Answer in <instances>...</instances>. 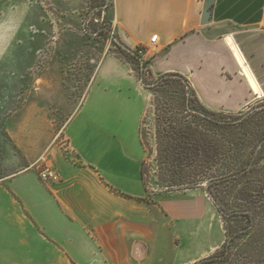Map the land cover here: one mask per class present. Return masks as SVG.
<instances>
[{"label": "crops", "instance_id": "1", "mask_svg": "<svg viewBox=\"0 0 264 264\" xmlns=\"http://www.w3.org/2000/svg\"><path fill=\"white\" fill-rule=\"evenodd\" d=\"M205 2L110 0L115 36L135 52L156 35L155 53L145 64L151 79L180 76L204 109L239 116L264 97V0H214L203 24ZM91 51L85 92L64 128L67 148L49 145L45 152L62 180L39 181L32 162L0 178V264H144L150 252L162 250L151 244L140 174L145 158L139 129L148 92L114 53L99 50L97 60ZM48 77L43 87L74 86L64 77ZM68 94L55 95L53 102L67 103ZM192 199L185 206L190 213L208 207ZM195 232L198 242L186 247L191 263L214 250L200 240L202 229Z\"/></svg>", "mask_w": 264, "mask_h": 264}, {"label": "rangeland", "instance_id": "2", "mask_svg": "<svg viewBox=\"0 0 264 264\" xmlns=\"http://www.w3.org/2000/svg\"><path fill=\"white\" fill-rule=\"evenodd\" d=\"M109 4V0H0V178L26 170L30 162L38 172L54 168L45 152L49 145L67 148V116L82 98L89 69L94 65L89 62V51L98 60V51L108 50L134 70L148 92L139 129L145 158L143 195L150 209L151 244L162 250L150 252L144 264H196L188 261L190 252L186 249L198 242L193 238L195 231L202 229L200 240L214 248L209 257L221 251L227 239L226 224L205 191L206 182L168 187L161 184L171 177L166 171L168 164L159 169L156 162L155 105L162 112L169 111L167 115L179 117L183 109L182 87L174 81L165 86L164 92L156 87L159 82L149 86L160 78L151 79L146 69L117 46ZM47 76L50 80L64 77L74 86L43 87ZM68 91L67 103L53 102L55 95L59 99L62 92ZM258 107H264V97L258 98L249 110ZM162 144L165 147L166 143ZM192 196L208 206H201L199 215L185 207L193 201ZM187 227L194 231L188 232Z\"/></svg>", "mask_w": 264, "mask_h": 264}, {"label": "trees", "instance_id": "3", "mask_svg": "<svg viewBox=\"0 0 264 264\" xmlns=\"http://www.w3.org/2000/svg\"><path fill=\"white\" fill-rule=\"evenodd\" d=\"M116 44L141 66L136 52H128L119 41ZM160 79L156 87L163 92L170 81L178 82L183 90L179 117L155 105L156 162L159 169L168 164L171 177L161 184L206 182L205 191L226 224L227 239L221 251L196 264H264V107L234 123L236 119L199 105L182 77ZM140 174L144 181V161Z\"/></svg>", "mask_w": 264, "mask_h": 264}, {"label": "built area", "instance_id": "4", "mask_svg": "<svg viewBox=\"0 0 264 264\" xmlns=\"http://www.w3.org/2000/svg\"><path fill=\"white\" fill-rule=\"evenodd\" d=\"M113 37V36H111ZM157 46V36L153 35L149 42L145 45H140L136 49V53L141 60V67L143 68L148 57L155 53ZM38 179L43 183H57L62 180L61 174L54 168L45 167L38 172Z\"/></svg>", "mask_w": 264, "mask_h": 264}, {"label": "water", "instance_id": "5", "mask_svg": "<svg viewBox=\"0 0 264 264\" xmlns=\"http://www.w3.org/2000/svg\"><path fill=\"white\" fill-rule=\"evenodd\" d=\"M214 4V0H206L205 5L203 7L202 10V14H201V20L203 24H208L209 23V10L211 9V7ZM126 49V48H124ZM127 50V49H126ZM129 52V50H127ZM161 79H158V81H156L154 84H151L149 86L155 85L157 84ZM141 83L143 84V80L141 79ZM185 87L188 89V85L186 83H184ZM261 107L258 108H254L252 110H249L247 113H245L244 115H242L240 118L234 120V123L240 122L241 120H243L244 118H246L248 115H250L254 110H258Z\"/></svg>", "mask_w": 264, "mask_h": 264}, {"label": "bare ground", "instance_id": "6", "mask_svg": "<svg viewBox=\"0 0 264 264\" xmlns=\"http://www.w3.org/2000/svg\"><path fill=\"white\" fill-rule=\"evenodd\" d=\"M230 45L234 49V51L233 50L232 51L235 53L240 65H242L243 74L245 75L246 79L248 80L249 84L251 85V88L253 89V91L257 95L261 96L262 92H261L259 86L257 85V83L255 82L254 78L252 77L251 73L247 69V67H245L243 65V58L241 57L240 53L237 51V49L234 47V45L232 43Z\"/></svg>", "mask_w": 264, "mask_h": 264}]
</instances>
